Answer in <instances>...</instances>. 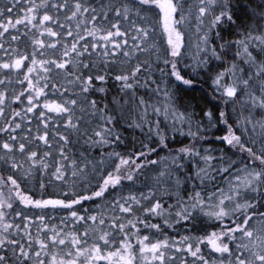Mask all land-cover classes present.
I'll use <instances>...</instances> for the list:
<instances>
[{"label":"snow or ice","instance_id":"1","mask_svg":"<svg viewBox=\"0 0 264 264\" xmlns=\"http://www.w3.org/2000/svg\"><path fill=\"white\" fill-rule=\"evenodd\" d=\"M0 264H264V0H0Z\"/></svg>","mask_w":264,"mask_h":264}]
</instances>
